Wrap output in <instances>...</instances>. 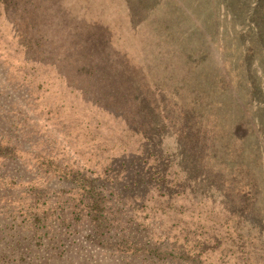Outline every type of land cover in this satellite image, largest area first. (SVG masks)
I'll list each match as a JSON object with an SVG mask.
<instances>
[{"label": "rangeland", "instance_id": "obj_1", "mask_svg": "<svg viewBox=\"0 0 264 264\" xmlns=\"http://www.w3.org/2000/svg\"><path fill=\"white\" fill-rule=\"evenodd\" d=\"M259 4L0 0V242L6 223L16 240L42 237L15 264H145V245L159 250L146 264H264V206H232L243 190L264 205ZM246 77L259 82L251 98ZM105 226L140 241L86 238Z\"/></svg>", "mask_w": 264, "mask_h": 264}, {"label": "trees", "instance_id": "obj_2", "mask_svg": "<svg viewBox=\"0 0 264 264\" xmlns=\"http://www.w3.org/2000/svg\"><path fill=\"white\" fill-rule=\"evenodd\" d=\"M254 1H255V5H256L257 0H254ZM259 3H260L259 4L260 9L258 11H260V12L255 13L253 25H251V26L249 25V28L252 30V32L255 34V36L257 35L256 41L259 43V47L258 48L256 47V49L257 50L260 49L261 55L264 57V36L260 32L261 26L264 24V0H259ZM248 21L249 20L240 19V22L236 27H241V26L246 27L248 25ZM243 63H244L243 61L240 62V64H243ZM240 68L243 69L242 75H244V76L250 75V74H248V71H246V69H245L246 66L240 67ZM245 83H246L245 85L250 90L248 92L247 97L251 98L255 94V91H256V88H257V85L259 82L254 81L253 79L246 77ZM222 100L226 101L227 103H230L231 95H229V94L223 95ZM0 129H1V127H0ZM153 147H154V145H150L146 150V152L151 157L154 156V148ZM214 149H215V147L212 148V150H214ZM214 159H211V160H214ZM172 168L175 170H178V163L176 161H173L171 163L170 170ZM179 168H180V166H179ZM178 173H179V170L176 171V175H175V177L172 178L171 182H169L168 178L163 177L162 178V181H163L162 189H170L174 184H176ZM170 175L171 174H169V176ZM151 178H152V176H151ZM183 178H184V172H183V170H180V177L178 178L179 186H183V184H184ZM232 179L235 180L236 178L232 177ZM141 181L144 182L145 184H147V182H148L146 179H143ZM141 181L134 185V186L138 187L140 190H142V188L147 186V185L143 184ZM123 188L125 189V192H129L132 189V187H129L128 182L125 186H123ZM243 191H244L243 193H241V192L239 193V196H243L244 202H239L237 200V198L234 197L232 199V206L234 208H236L237 210L243 209V210H247V211L249 210V211L256 212L257 210H259L260 208H262L264 206L261 203L259 196L255 192L245 191V190H243ZM146 195H148V194H146ZM252 219L255 220L258 228L261 227L262 224H261L260 219L257 217L256 214H255V216H253ZM97 221L100 222V226H104V222H102V220L98 219ZM40 224H41V219L39 217H37V218L35 217L33 225L38 227V226H40ZM61 225L65 228H67L68 230L72 229L74 227V225L70 219H64L63 217L61 219ZM5 227H8V229H6ZM5 227L3 228V231L11 232V229H13L12 230L13 235H10L11 236L10 237L7 233L4 232L6 236L1 238L0 247H3V248L0 249V262L5 261L6 263H4V264H10V263L15 264V261H18L19 259H23V260L28 261L33 256L32 253L35 250V248L30 246L29 244H31L32 241H34V240L42 241V237L40 235L38 237L36 234H32V235H30V237L23 236L22 241H19V240H16L20 237L18 235V233L20 231L18 229V227L14 224H7V223H6ZM104 228L107 229V233H102L100 235H89L86 238H92L94 240L100 241L99 245L102 246L103 249L107 247L105 244V240L114 242L115 243L114 246H118V247H125L129 244H131V247H134V244H136L137 242L140 241L134 235H132V234L129 235V234L125 233V231H123V233L120 234L119 232H115L112 229V227L109 228V227L105 226ZM17 230H19V231H17ZM42 235H44L46 237L47 241L53 242V240H55L57 245H59L60 243L62 244V242L65 240V238L60 236L59 234H57L55 237H52V234L48 235V232H44V233H42ZM46 239L44 238V240H46ZM23 245L26 246L25 251H23V249H22ZM143 248H146V250H147V257L143 258V260L146 259L144 261V263L145 264L146 263H152L153 259L157 258V256H158V252H159L158 248L155 245H152V246L145 245V246H143ZM191 252H192L191 248H188L187 245H184L182 243L178 244L176 247V254H178L184 258L192 255L193 252L192 253ZM51 254H49V255H51ZM64 254H67V252L64 251ZM70 260L71 259L69 258V261ZM130 264H132V263H130Z\"/></svg>", "mask_w": 264, "mask_h": 264}]
</instances>
